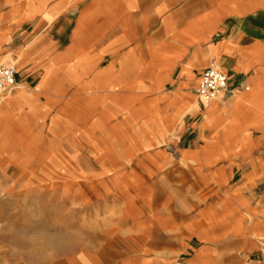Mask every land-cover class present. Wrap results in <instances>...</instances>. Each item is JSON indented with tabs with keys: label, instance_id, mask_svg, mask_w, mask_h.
I'll return each instance as SVG.
<instances>
[{
	"label": "crops",
	"instance_id": "1",
	"mask_svg": "<svg viewBox=\"0 0 264 264\" xmlns=\"http://www.w3.org/2000/svg\"><path fill=\"white\" fill-rule=\"evenodd\" d=\"M13 59L11 140L23 115L65 106L68 151H145L87 175L112 191L98 262L264 264V0H0ZM211 62L231 93L204 102ZM168 141L176 154L155 148Z\"/></svg>",
	"mask_w": 264,
	"mask_h": 264
},
{
	"label": "rangeland",
	"instance_id": "2",
	"mask_svg": "<svg viewBox=\"0 0 264 264\" xmlns=\"http://www.w3.org/2000/svg\"><path fill=\"white\" fill-rule=\"evenodd\" d=\"M166 87L172 89V83ZM160 89L164 91L162 85ZM10 93H0V101ZM70 114L64 106L23 115L21 123L11 125L19 141L10 139V125L0 114V264H103L95 258L115 244L105 235L113 232L106 231L112 229L113 205L98 203L99 196L112 191L98 193L97 173L90 169L101 163L134 164L145 151L123 156L114 151H68L65 117ZM55 115L62 119L52 122ZM72 142L73 147L81 145ZM160 145L155 148L177 152L171 141Z\"/></svg>",
	"mask_w": 264,
	"mask_h": 264
},
{
	"label": "built area",
	"instance_id": "3",
	"mask_svg": "<svg viewBox=\"0 0 264 264\" xmlns=\"http://www.w3.org/2000/svg\"><path fill=\"white\" fill-rule=\"evenodd\" d=\"M15 76L16 68L13 63L0 64V93L8 94L17 87ZM196 93L204 102L223 98L231 93L226 74L214 62L202 70Z\"/></svg>",
	"mask_w": 264,
	"mask_h": 264
},
{
	"label": "bare ground",
	"instance_id": "4",
	"mask_svg": "<svg viewBox=\"0 0 264 264\" xmlns=\"http://www.w3.org/2000/svg\"><path fill=\"white\" fill-rule=\"evenodd\" d=\"M12 63H15V62H12Z\"/></svg>",
	"mask_w": 264,
	"mask_h": 264
}]
</instances>
